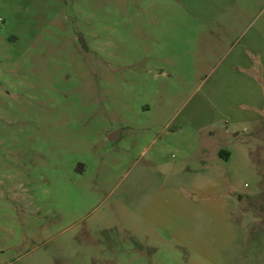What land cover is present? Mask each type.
<instances>
[{
	"label": "rangeland",
	"instance_id": "374dc122",
	"mask_svg": "<svg viewBox=\"0 0 264 264\" xmlns=\"http://www.w3.org/2000/svg\"><path fill=\"white\" fill-rule=\"evenodd\" d=\"M259 211L264 0H0V264H264Z\"/></svg>",
	"mask_w": 264,
	"mask_h": 264
},
{
	"label": "crops",
	"instance_id": "0c3cea01",
	"mask_svg": "<svg viewBox=\"0 0 264 264\" xmlns=\"http://www.w3.org/2000/svg\"><path fill=\"white\" fill-rule=\"evenodd\" d=\"M248 54H250L251 56H252V64L254 63V62H258V69H260V68H262L261 66H260V61H261V57L259 56V55H257V54H255V53H253L252 52V49L249 47V46H247V49H245L244 50V53H243V55L244 56H246L247 57V55ZM245 60V59H244ZM257 69V70H258ZM256 77H260V75H256ZM260 82H261V77H260V80H259ZM114 133H116V137L118 138V134L120 133L119 131H117V132H114ZM245 133V132H244ZM111 134H113V133H111ZM110 134V135H111ZM232 134H229V136H231ZM235 136H237V135H235ZM240 137V136H239ZM109 140V139H108ZM218 157H219V159H223L224 161H227V159L229 158V154H227V153H225L222 149L221 150H219V152H218ZM200 166H202V168L201 169H199V171L198 172H205L206 170H207V166H209V165H206V163H204L203 165L202 164H200ZM179 167L181 168V170H178L179 169ZM178 170V171H176L177 172V175L178 176H185V177H189V176H187V173H189L190 171L188 170V169H184V167H183V169H182V165H180V164H177V163H174V164H171V166H170V168L168 169V171H169V173L168 174H166V172H165V170L163 169V172L164 173H161V172H158V175H160V176H162L163 178H160L161 180H160V184H162V187L161 188H163L164 186H165V184L169 181V178H172L173 177V173H174V170ZM192 172V171H191ZM162 179L164 180V181H162ZM203 180L206 182V180L208 181V178H203ZM164 182H166L165 184H164ZM204 182V183H205ZM190 188V190H191V192H190V194H192L193 195V193L194 192H198V194H195L194 196V201L192 202V204H194V206H196V205H200V206H206V205H208L209 203H211V202H209L208 200L210 199V198H212L211 197V195L209 194V191L213 188V187H210L209 188V186H207V187H201V189H199L198 187H195V188H193V187H189ZM193 190H195V191H193ZM159 191H160V188H159ZM162 192V191H161ZM232 194V193H231ZM222 195H223V193H222ZM229 196V195H228ZM239 197H241L240 198V200H238V198ZM243 197L244 196H240V193H237V192H234V194L232 195V196H229L228 198L227 197H224L225 199H223V198H219L220 199V203H221V206L219 205V206H216V207H210L209 209L211 210V209H213L212 210V213L214 214V213H217V214H219V216L221 217V218H224L223 220H225V221H228V220H232V222H234V221H238V223L240 222V221H242V227H240V228H242L243 229V233H244V227H243V225H244V223L246 224V229H250L249 228V226H251L250 224L252 223V222H254L256 225L257 224H260L259 223V215H258V212H246V211H244V210H240L239 208H238V205H239V203H240V201L242 202V200H243ZM213 198H215V197H213ZM212 198V199H213ZM216 200V199H215ZM186 201L188 202V200L186 199ZM190 203H191V201H189ZM212 204V203H211ZM195 208V207H194ZM260 212V211H259ZM210 213V212H209ZM261 214L260 215H262V214H264V213H262V212H260ZM230 217H232L231 219H230ZM239 217V218H238ZM245 219V220H244ZM244 222V223H243ZM252 226H253V224H252ZM254 227V226H253ZM262 230H264V229H262ZM257 231H259V228H258V230ZM261 232V231H260ZM255 234H253V240L254 241H257L258 239H259V236L257 235V236H255ZM205 243H206V241H205Z\"/></svg>",
	"mask_w": 264,
	"mask_h": 264
},
{
	"label": "water",
	"instance_id": "95a60500",
	"mask_svg": "<svg viewBox=\"0 0 264 264\" xmlns=\"http://www.w3.org/2000/svg\"><path fill=\"white\" fill-rule=\"evenodd\" d=\"M108 139L110 141H116L117 140L116 133H113V134L109 135Z\"/></svg>",
	"mask_w": 264,
	"mask_h": 264
}]
</instances>
